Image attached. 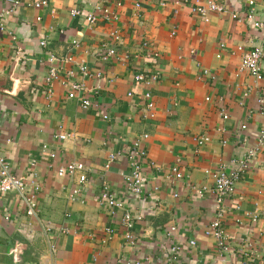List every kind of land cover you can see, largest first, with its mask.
Wrapping results in <instances>:
<instances>
[{"label": "crops", "instance_id": "1", "mask_svg": "<svg viewBox=\"0 0 264 264\" xmlns=\"http://www.w3.org/2000/svg\"><path fill=\"white\" fill-rule=\"evenodd\" d=\"M38 1L19 0L0 32V159L39 186L32 218L16 194L0 195V264H264V79L239 70L238 51L264 47V28L255 27L264 23V0H253V19L246 0H213L224 10L207 19L192 13L199 0H123L108 5L116 21L94 25L86 18L104 0H47L37 9ZM113 30L120 41H110ZM104 43L122 60L98 59ZM50 65L60 75L72 71L84 90L56 80L49 95ZM156 73L149 85L133 79ZM136 140L144 155L135 196L126 178ZM251 149L257 153L223 203L228 239L219 246L205 235L216 212L213 177ZM73 163L84 166L86 183L79 185L78 172L58 174ZM104 188L124 208L110 213ZM124 210L142 217L130 230Z\"/></svg>", "mask_w": 264, "mask_h": 264}, {"label": "built area", "instance_id": "2", "mask_svg": "<svg viewBox=\"0 0 264 264\" xmlns=\"http://www.w3.org/2000/svg\"><path fill=\"white\" fill-rule=\"evenodd\" d=\"M123 0H104L99 5H94L93 12L89 13L86 21L90 25H94L99 19L101 20H111L116 21V15L110 11L108 5H114L115 7H120ZM47 0H40L34 3V7L37 9L44 8L47 6ZM20 5L19 0H5V4L0 9V32L5 31L4 18L16 12L18 6ZM246 6L248 7L245 16L247 19H253L255 14L253 10L254 2L253 0H246ZM136 7H139V4H136ZM223 6L215 3L213 0H199L198 4L192 7V13L199 15L202 19H207L208 15L211 14H221L223 12ZM77 10L72 11V15H78ZM237 16V15H236ZM238 17V16H237ZM37 20H39L37 18ZM255 27L264 28V23L256 22ZM110 41L118 42L120 41L119 32L113 30L110 34ZM41 46L45 47L46 43L42 41ZM223 47V45H219ZM238 51L241 54V62L239 65V70L247 72L248 75L256 82L262 81L264 79V47L261 45L254 46L250 49H244L243 47H238ZM94 55L103 61L111 60H122V54L118 53V50L115 46L110 45L109 43L101 44L95 51ZM53 60L50 59V62ZM66 61L73 62L71 58H67ZM83 76L87 75V69L84 66L79 65V71ZM62 74L57 68L50 65L48 68V76L46 79V85L49 88L47 91L51 95V85L54 81H59L62 86H65L70 91L81 92L84 90L83 85L76 83L74 78V73L72 71L64 72ZM100 77V75H97ZM134 81L140 84L149 85L153 82H156L158 74H153L150 77L146 78L143 75H135ZM145 107L149 112L153 108V101L150 93L144 94ZM80 106L82 109H88L91 106V103L85 99L84 96L79 97ZM261 115L264 118V111L261 112ZM107 115H102L103 120H107ZM223 118H227L223 115ZM245 128L244 126L242 127ZM68 135H57L56 138L59 140H64ZM145 139V136H143ZM258 143L264 144V130L259 133ZM199 144H202V141H199ZM133 151L137 156V159L131 163V173L126 178V186L128 191L132 195H139L142 192V177L140 176V157H143L144 152L140 148V142L136 140L133 143ZM257 153V149L249 150L243 160L231 161L228 166H223L213 177V187L211 193L214 197V202L216 204L215 218L210 223L208 229L205 231V235L212 236L218 241V245L221 246L224 240H227L228 237L225 234V228L222 223L223 214H224V202L231 198L234 194L235 184L241 179L245 171L248 169L249 161L254 158V155ZM111 161V160H110ZM109 161V162H110ZM231 166V167H230ZM64 172H67L70 175H73L75 172H78V183L82 185L87 181V174L85 173V168L81 163H73L67 165L65 168H61L58 171L60 176ZM172 172L175 178L180 179L181 174L177 169L173 168ZM202 190L198 191V194H202ZM14 193L16 194L23 207L25 208V215L29 218L37 216L39 212L38 208V194L39 186L37 184H28L26 178L23 175L12 174L9 171V165L3 159H0V195ZM79 195V190L75 189L71 195V200L75 201ZM100 200L107 206V209L110 213L115 209L124 208V204L119 201L115 196H113L107 188H104L103 192L100 195ZM5 219H8L5 217ZM140 215L135 216L130 211L124 210L123 217L121 222L123 226L130 230L132 228L134 221L141 220ZM175 230L174 227L170 228V233ZM190 245H194L193 241L189 242ZM175 247L171 250L175 252ZM138 264V263H134ZM238 264H254L253 261H242Z\"/></svg>", "mask_w": 264, "mask_h": 264}]
</instances>
